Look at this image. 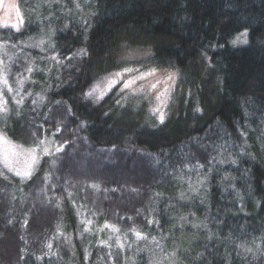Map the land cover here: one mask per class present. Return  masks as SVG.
Returning a JSON list of instances; mask_svg holds the SVG:
<instances>
[{"label": "trees", "instance_id": "1", "mask_svg": "<svg viewBox=\"0 0 264 264\" xmlns=\"http://www.w3.org/2000/svg\"><path fill=\"white\" fill-rule=\"evenodd\" d=\"M17 7L25 23L19 32L0 26V44L10 82L29 78L23 104L6 95L0 130L28 148L43 124L47 139L67 144L42 158L30 179L0 176V264H127L120 249L100 246L105 222L147 237L136 264L177 242L191 248L190 264H264V0H17ZM44 38L47 53L37 58L26 45ZM139 48L152 51L150 67L178 74L163 124L115 87L99 102L84 98L120 70L123 50ZM79 49L88 55L66 58ZM53 55L61 64L40 61ZM225 142L236 164L219 173L214 165L207 192L194 196L189 183L200 187ZM197 163L205 165L199 177L187 167ZM242 242L253 253L237 255Z\"/></svg>", "mask_w": 264, "mask_h": 264}, {"label": "snow or ice", "instance_id": "2", "mask_svg": "<svg viewBox=\"0 0 264 264\" xmlns=\"http://www.w3.org/2000/svg\"><path fill=\"white\" fill-rule=\"evenodd\" d=\"M2 2V0H0ZM79 7V5H77ZM11 8L15 9V14L18 23L16 24H7L5 23L3 25L4 28H11L14 29L16 32L20 31V27L25 23L24 18L20 12V9L16 5H12ZM45 41L41 39L38 44L36 45H26L27 47H41ZM235 43V41H234ZM246 43V41H245ZM13 47L16 45L13 44ZM49 47H53L52 45H49ZM41 51L43 52L44 49L41 47ZM6 54V53H5ZM138 54V50H133L126 54L122 59L124 63L121 64L120 70L114 73H110L104 80L96 83L93 85L88 91L84 93V98L86 100H90L93 103L99 102L103 100L104 96L112 90L117 84L121 85L118 89V94H125L122 98L126 99L128 94L135 95L136 93H143L145 98L151 97L149 99V102L151 103L152 100L156 101V104L154 107L151 108V115L154 116L160 124H163L166 119V109L168 107V104L166 102V98H171V91L175 88L176 80L178 78L177 72H168L165 79L161 80L157 78L158 69L155 67L145 68L144 67V60L136 59ZM88 55L86 49H79L77 52H74L72 55L66 57L68 60H72L76 57H83ZM146 57H151L150 50L144 54ZM41 59H51L55 61L57 65L61 64V60L57 57V55H53L51 57H41ZM132 61L131 64L128 62ZM4 61L0 60V65H3ZM139 65V66H137ZM29 74H31L34 69L32 67H27L25 69ZM43 71V70H38ZM47 71H51V69H47ZM3 83L7 89L8 93L13 92V88L8 83L7 74L5 73L2 77ZM25 79H28V77H24V79H20L18 81V84L20 85L21 90L23 89L24 81ZM148 82L147 88L145 86V83ZM32 83H35V81H32ZM163 85V87H160ZM127 90V92H126ZM154 93V95H153ZM27 96H31V92L26 93ZM25 97H21L20 99H16L13 97V102L20 105L23 104ZM40 99H43V97H40ZM120 101L118 100L117 103ZM33 104L36 103L35 100L32 101ZM60 101H56V104H60ZM9 111L8 109V100L4 98V92L0 90V113L7 114ZM51 111V109H49ZM197 112H201L202 110L197 107L195 109ZM69 114H71V108H68ZM47 119V117H45ZM55 131L51 132L49 135L51 137H56L57 134L61 131L60 124L55 125ZM48 130L45 128L43 124H39L35 127V129L32 131V136L34 137L32 146L28 148H24L22 146L18 147V150L13 151L10 148H5L3 152H0V159H2L4 167L7 169V172L12 173L15 176H19L22 179H30L32 176L33 171L35 170V167L39 164V161L42 157L45 156H54L58 153L64 152L65 146L67 144V141H54V140H48L44 133H47ZM241 135L243 136L244 133L241 132ZM55 143V149L49 147V144ZM10 142L7 140V137L4 133L0 132V145H8ZM225 152H227V156H225ZM233 153L231 150L227 147V142L225 144L220 145L217 149V155L213 156L211 159L208 160L207 164V172L203 174V178L197 180V184L200 187H193L191 183H189V189L193 192L194 196H199L200 189L204 188L205 193L207 192L206 188V182L208 181L209 175L214 170V165H219V168H216V172H221L223 170V165L225 164H236V159L232 158ZM10 157H23L24 160V167L23 169L14 166L13 160L10 159ZM60 159L59 156H57V160ZM56 161H52L53 164H55ZM158 162V161H157ZM18 163V161H17ZM189 173H196L197 177L201 175V170L205 169L204 164L197 163L195 166H187ZM0 176H5V179H7L6 174L3 171H0ZM48 177L45 176V180H47ZM191 179V177H189ZM221 181L224 183H230V178L227 175V172H224V174L220 177ZM95 187V186H94ZM227 190V189H226ZM71 195V194H69ZM184 194H181V198L183 199ZM199 202L201 204L204 203V198L202 196L199 197ZM171 203V202H170ZM183 206V205H182ZM190 206V205H189ZM194 215V213H193ZM123 219V217H121ZM128 219H131L129 217ZM147 220L148 226L151 228L153 225H155L157 228L160 226V221L157 219H149L145 217ZM181 220L185 221L187 223L188 218L187 217H181ZM10 222V221H9ZM25 225L27 224V221L24 222ZM84 223L90 224L91 221H85ZM104 227H111L113 231L119 232L120 229L116 228L114 225H109L107 222H105ZM183 227V225H181ZM192 227L200 228L204 227L207 229V224H192ZM89 229L86 227L84 231H88ZM102 231V229H101ZM134 234L137 236V239H146L147 237L144 236L139 231H136L135 229L132 230ZM155 237H153V240ZM228 243H232L231 238H226ZM47 247L51 249L52 245L48 244ZM121 248H123V245H120ZM237 249V255H240L239 249H243L244 253H253V249L251 247H246L245 244L239 243L236 245ZM23 252V249L21 250ZM111 255V254H109ZM87 259V255L85 256ZM247 259V257H244ZM21 259H24L23 256H21ZM38 260H42L43 257H37ZM153 264H161L160 260H154Z\"/></svg>", "mask_w": 264, "mask_h": 264}, {"label": "rangeland", "instance_id": "3", "mask_svg": "<svg viewBox=\"0 0 264 264\" xmlns=\"http://www.w3.org/2000/svg\"><path fill=\"white\" fill-rule=\"evenodd\" d=\"M12 5L17 6V0H3L2 7L0 9V26H1V28L3 27V25L5 23H7L9 25L18 23L17 18H16V14H15V9L11 8ZM43 40L45 41V43L41 46L44 49L43 52L41 51V47H34V48L30 47L32 50L36 51L35 54H39L37 58H39L42 53L43 54L47 53V44H46L47 41L45 40V38ZM236 41H238L237 44H241L244 41V39H243V37H238ZM38 43H39V41L35 44H30V45H36ZM133 50H138V54H137L136 59L144 60V67L150 68L149 64H147V63H148V60L152 57V55L150 58L146 57L144 55L150 49H143V48L125 49V50H123V52L121 54V61L124 63L122 58L126 54H128L129 52H131ZM150 52L152 54L151 50H150ZM6 56H8V53H7L6 49L4 48V46H2L0 44V60L4 61V64L0 65V77H2L5 73L7 74L8 83L13 88V92L12 93L7 92V89L3 83L2 78H0V90H2L4 92V98L5 99H6V95H8L12 99H13V97H15L16 99H20V94H21L22 90L20 88V85L18 84V81L20 79H24V78H19V79H17V81H14L12 83L10 82V75L8 73V65L6 62ZM46 60L47 59H40L41 62H44ZM128 63L131 64L132 61H129ZM137 66H139V65H137ZM31 67H32V65H31ZM39 70H41V69H39ZM168 72H172V71L158 70L157 78H159L161 80L165 79ZM27 80L28 79H25L23 87L27 83ZM143 83H145V86L147 88L148 82L146 81ZM120 86L121 85L117 84L115 86L116 90H118L120 88ZM160 87H163V85H161ZM126 92H127V90H126ZM121 94L123 96L125 95L123 93H121ZM153 95H154V93H153ZM127 98L132 100V101L143 102L144 104L151 106V108L154 107L156 104L155 100H152L151 103L149 102V99H151V97L145 98L143 93H139V92L136 93L135 95L128 94ZM167 101H168V99L166 98V102ZM2 114H4V113H0V115H2ZM0 132H2V131L0 130ZM7 140L10 142V144L0 145V152H3V150L5 148H10L13 151H15V150H18L19 146H21V145H18L16 143L12 142L9 138H7ZM48 140H52V139H48ZM55 146H56L55 143L49 144V147L52 148L53 150L55 149ZM42 158H44V157H42ZM10 159L13 160L14 166L23 169V167H24L23 157H10ZM41 159H40V161H41ZM17 161H18V163H17ZM36 167H35V169H36ZM0 168L6 175H10V176L17 178V179H20V180H25L19 176H15L12 173L7 172V169L4 167L2 159H0ZM34 171H33V173H34ZM187 191H190L189 185L187 187ZM101 229H102V231H101ZM97 234L100 238L99 243H100L101 247H105V248H108L111 250L120 249L123 252V254L124 253L126 254V258H127L126 260H128L127 264H136L138 254L142 252V250H140V252L136 253L138 247L140 246V242H141L142 238L137 239V236L135 234H121L119 232L113 231L111 227L105 228L104 226H101L97 229ZM120 245H123V248H121ZM169 247L170 248L167 250H163L162 248H158V249H154V250L149 251V258H148L147 264H153L154 260H160L161 264H190L189 258H187V257H190L191 248L187 249V246H181L178 242L175 245H171ZM184 260H185V262H184Z\"/></svg>", "mask_w": 264, "mask_h": 264}]
</instances>
